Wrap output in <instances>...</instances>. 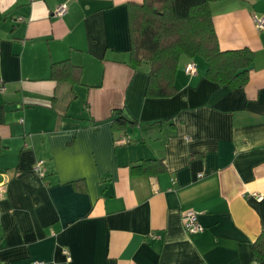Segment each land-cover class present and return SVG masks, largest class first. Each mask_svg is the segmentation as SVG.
<instances>
[{"label":"crops","instance_id":"crops-1","mask_svg":"<svg viewBox=\"0 0 264 264\" xmlns=\"http://www.w3.org/2000/svg\"><path fill=\"white\" fill-rule=\"evenodd\" d=\"M131 2L0 0V264H260L264 0L209 3L221 50L254 53L245 86L181 56L168 98L146 97L149 66L129 64ZM62 60L79 81L51 77ZM189 209L201 231L184 230Z\"/></svg>","mask_w":264,"mask_h":264},{"label":"trees","instance_id":"trees-1","mask_svg":"<svg viewBox=\"0 0 264 264\" xmlns=\"http://www.w3.org/2000/svg\"><path fill=\"white\" fill-rule=\"evenodd\" d=\"M211 1L216 0H142L127 5L129 64L132 68L142 63L149 66L146 97L168 98L175 94V72L181 56L203 58L205 76L212 82L229 88L245 86L254 53L246 47L221 50L209 9ZM81 74V67L69 60L51 65V77L55 79L74 82L79 81ZM113 113V127L124 130L129 124L127 115L121 109ZM159 161L142 159L134 166L143 172L155 166L162 169ZM253 255L264 264V230L253 242Z\"/></svg>","mask_w":264,"mask_h":264},{"label":"built area","instance_id":"built-area-1","mask_svg":"<svg viewBox=\"0 0 264 264\" xmlns=\"http://www.w3.org/2000/svg\"><path fill=\"white\" fill-rule=\"evenodd\" d=\"M67 11V6L66 4H59L53 11L55 16H63ZM254 22L255 26L259 30H264V15L259 16V17H254ZM184 71L188 74H193L196 71V66L194 62H189L185 67ZM4 90V87L0 84V92ZM42 168H43V161L39 160L36 162V164L33 167L34 172H36L39 175H42ZM200 176V174H199ZM3 192V182L0 183V196ZM257 198H260L257 196ZM182 225L185 231L189 233H194L201 231L203 227L198 221L197 213L192 210H186L183 215H182ZM67 254V258L69 259L68 253L65 251ZM33 264H41V262L35 261Z\"/></svg>","mask_w":264,"mask_h":264},{"label":"water","instance_id":"water-1","mask_svg":"<svg viewBox=\"0 0 264 264\" xmlns=\"http://www.w3.org/2000/svg\"><path fill=\"white\" fill-rule=\"evenodd\" d=\"M128 120H130V118H127Z\"/></svg>","mask_w":264,"mask_h":264}]
</instances>
